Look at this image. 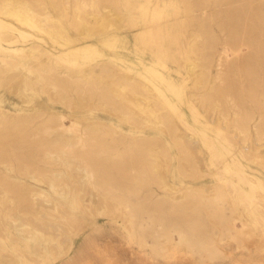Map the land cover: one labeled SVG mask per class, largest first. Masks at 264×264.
<instances>
[{"label": "rangeland", "instance_id": "obj_1", "mask_svg": "<svg viewBox=\"0 0 264 264\" xmlns=\"http://www.w3.org/2000/svg\"><path fill=\"white\" fill-rule=\"evenodd\" d=\"M198 1L138 0L128 4L126 0H117L102 12L91 11L85 15V27L82 29L69 27L70 35L83 38L85 46L53 61L57 71L62 75L88 72L100 75L109 71L122 80L136 78L139 84L146 86L145 94H132L128 90H123L122 94L129 111L135 116L138 114L136 117L139 124L93 102L84 101V104L73 103L65 107L58 102L56 95L51 93L50 96L49 92L46 93L48 90L37 85L35 78H24L20 72L19 81L16 78L6 80L0 74V127L14 118L18 119L37 110L44 114L42 118L36 119V123L61 111L68 120L78 124L79 133L85 131L86 125L99 123L102 126L101 132L95 135L103 138L106 143L114 144L119 152L124 151L135 138L146 135L148 146H154L157 151H166L169 158H149L144 167L154 169V172H150L151 179L143 184V190L137 193V198L147 199V205L152 206L155 197L159 196L158 200L166 203L163 216L176 219L179 212L169 209L170 204L179 202L186 187H202L206 195L223 193L224 201L220 200V203L224 214L244 226L247 239H239L234 229L230 237H220L218 221L222 214L206 210L196 216V224L207 237L214 234L217 248L221 249L220 256L210 257L204 246L192 249L181 244L177 233H173L172 240L161 238L156 248L152 247L153 240L148 237V243L144 246L129 236L124 212L116 210L112 202L100 199L80 175L70 178L62 174L64 179L61 177L60 181L64 191L75 190L81 203L84 201L82 205H85L82 209L74 210L66 201L64 205L54 207L51 197L38 195L35 197V203L38 204H35L37 217L18 212L11 204L0 207V238L9 246L8 251L0 250L3 255L1 260L12 264H57L60 261L65 264L68 258L66 255H71L74 244H81L86 248L88 257L97 264L105 260H111L112 264H264V145L256 142L253 133L255 118L259 117L257 112L259 109L264 111V0H207V15L199 12L192 19L189 16L190 9ZM69 17L73 18L72 9ZM0 21V44L10 47L11 52L21 54L24 51L26 54L34 42L55 54L59 51L55 48L58 46L56 39L40 32L32 22L18 21L11 16L2 17L1 14ZM10 23L25 33L12 31ZM144 28L151 31L143 33ZM3 32H10L6 41ZM116 34H121V38ZM200 34L202 37H197ZM192 48H203L204 52L212 55L206 85L198 81L199 74H196L201 68L194 67L198 60L194 62L197 56L191 53ZM27 59L29 63L32 59L30 65L37 63L33 54H27ZM37 59L47 62L48 55ZM222 60L225 62L223 70L232 78L228 86L237 92L244 109L254 116L251 120L249 148L248 145L246 148L238 132L235 134L236 130L231 127L232 112L228 120L218 122L215 112L201 100V96L215 84L214 79L218 68L221 69L218 66ZM131 82L127 80L121 85L125 87ZM24 83L28 87L24 88ZM115 88L118 90L116 98L121 99L119 92L122 89ZM249 88L254 89L252 97L248 93ZM147 103L150 105L148 108L160 107L162 112L167 111L173 118L174 135L180 136L192 162L182 159L171 135L159 129L154 119L151 121L149 111L141 112L137 108H145ZM5 112L8 117L3 116ZM21 151L32 152L29 149ZM57 163L61 164L54 162L52 168L61 169L62 164V167H58ZM105 167L110 168L109 165ZM129 167L133 166L127 165L126 168ZM140 168L143 167L136 166V169ZM193 168L199 174L188 176ZM1 172L12 177L20 176L3 167ZM157 174L161 176L159 181ZM33 183L49 191L46 179ZM159 184L165 185L166 189H161ZM50 193L52 197L56 196L53 190ZM165 195L168 197L165 198ZM9 216L12 219L9 220ZM185 217L188 218L187 214L183 215ZM8 227L13 232L19 228L37 230L48 239L45 253L37 256L19 249L14 252L11 248L13 241L8 237Z\"/></svg>", "mask_w": 264, "mask_h": 264}, {"label": "bare ground", "instance_id": "obj_2", "mask_svg": "<svg viewBox=\"0 0 264 264\" xmlns=\"http://www.w3.org/2000/svg\"><path fill=\"white\" fill-rule=\"evenodd\" d=\"M126 1L128 4H131L138 0ZM115 2L117 0H0V14L2 17L11 16L18 21L32 22L40 32L46 33L51 38L56 39L58 46L55 48L59 49L57 54H55L42 48L37 42H34L26 54L23 53L24 51L18 54L11 52L12 50H9L10 47L0 44V74L6 80L12 81L16 78L19 81L18 73L22 72L24 78H30V80L31 77L32 79L35 78V83L42 89L48 90L46 93L49 92L50 96L51 93L56 95L58 102L64 104L65 107H69L73 103L84 104V101L93 102L105 109L120 114L122 118L131 120L134 124H139L140 122L137 121L136 117L138 114L135 116L129 111L130 108L124 102L126 99L122 94L125 90H128L132 94H145L146 86L143 87L139 84L136 78L127 79L132 82L128 86L123 87L121 83L127 80H122L109 71L105 70L106 72L100 75H96L94 72L62 75L57 71V67L53 63L57 58L85 46L83 38H73L70 35L69 27L76 30L82 29L85 27V15L90 14L91 11L102 12ZM207 7V0H200L190 9L191 15L189 16L192 19L196 18L199 12L206 16ZM70 9H72L73 18L69 17ZM129 12L132 14V11ZM10 24L12 31L25 33L13 23ZM150 31V29L146 31L144 28L142 32L149 33ZM9 35L10 32H3V39L6 41ZM115 36H120L121 38V34H116ZM197 37L201 38L202 35H197ZM16 50L19 52L18 49ZM192 50L193 52L191 53L197 56L196 59H193L194 62L198 60L197 63L195 62L196 65L194 67L201 68L199 73L197 72L196 74H199L198 81L206 85L210 76L212 55L204 52L203 48L197 50L192 48ZM27 54H33L35 57L34 61L37 63L30 65L32 59H30L31 62L29 63ZM43 55H48L47 62L37 59V57ZM28 57L30 58V56ZM223 60L218 66L221 69L218 68L214 79L215 84L209 87L206 93L201 96V100L215 112V116H218L219 119L218 122L228 120L230 112H232L231 127L236 130V132L234 131L235 134L238 132L237 135L240 136L246 148L247 145L249 148L252 134L251 120L254 119V116L250 111L244 109L237 92H233L228 86L232 78L229 73L223 70L225 64ZM17 85L20 86L21 83H17ZM25 87H28V85L25 84ZM115 87L122 89L119 92L121 99L116 98L118 90L116 91ZM28 90L30 91L29 88ZM248 93L252 97L254 89L249 88ZM143 101L146 100L143 99ZM148 106L150 105L147 103L145 108L142 106L137 108L141 112L149 111L152 117L151 121L154 119L153 121L159 126V129L166 130L171 135V139L182 154H180L182 159L192 162L190 154L185 149L186 145L179 138L180 136L174 135L173 118L167 111L162 112V108L160 107L151 105L153 108L150 109ZM43 114L44 112L37 110L18 119L14 118L5 123V126L0 127V192L2 194L0 196V207L5 204H11L18 212L37 217V208L35 206L37 202L35 203V197L44 195L52 198L54 207L64 205L67 201L70 208L74 210L82 209V206L85 205V203L82 205L84 201L81 203V199H79L75 190L73 191L70 188L71 191H64V187L62 188L63 185L60 181L62 174L70 178H77L76 175H80V178L88 185V188L94 190L100 199H105L107 203L112 202L116 210L124 212L127 217L126 222L128 223L129 236L132 239H137L144 246L148 243V237L152 238V247L156 248L161 238L172 240L173 233H177L181 244L184 243L192 249L204 246L210 257L220 256L221 249L217 248L216 240L213 238L214 234H209L207 237L201 233L203 231L202 228L199 229L196 224V216L206 210H213L222 214L218 221L220 237H230L231 230L234 229L238 232L239 239H247L248 236L244 226L238 220H234L224 214L222 203H220V200L224 201L223 193L219 194L217 192L218 194L206 195L203 189H201L202 187H186L182 196H180L179 202L177 204H175L176 202L170 204L169 209L179 212V217L176 219H169L167 216H163L166 203L158 200L159 196L155 197L152 206L147 205V199L137 198V193L143 190V184L146 183L147 179H151L150 172H154V169H146L144 167L149 162V158L158 159L162 157L166 160L169 158L166 151H157L158 149L155 150L154 146H148L149 140L145 139L146 135L135 138L124 151L119 152L114 147V144L106 143L103 138L95 135L101 132L102 126L99 123L88 124L85 126V131L79 133L77 131L78 124L68 120L66 114L61 111L52 113V115L36 123V119L42 118ZM257 114L259 117L255 118L253 133L256 142L264 145V111L259 109ZM147 115L148 113H146ZM3 116L8 117L6 112ZM139 116L141 117V115ZM151 117L149 116V118ZM147 118L145 117L146 120L150 121ZM90 120L96 119L91 118ZM4 129L9 131L3 132L2 130ZM12 134H16V136L12 137ZM183 139L185 138L183 137ZM189 145L191 144L189 143ZM25 149H29L32 152L28 151V153H25L21 151ZM195 152L193 151V153ZM54 162H61L63 167L57 163L58 167L61 166L62 168H52ZM105 165H109L110 168H106ZM127 165L133 167L126 168ZM139 165L143 168L136 169V166ZM1 167L8 171L17 172L20 176L12 177L5 172H1ZM185 173L187 174L186 171ZM198 174V171L194 168L191 169V172H188V176L191 177H195ZM157 175V181H159L161 176L160 174ZM44 179L49 183V191L33 183V181L40 182ZM159 185L161 189L166 187L165 185ZM50 190H53V193L58 198L56 196L52 197ZM164 197L168 196L165 195ZM83 208L85 209V207ZM186 214L188 218H183V215ZM9 218L12 219V216H9ZM210 220L214 221V218L210 217ZM8 230L9 240L13 241L11 243L12 246H10L14 252L16 249H19L32 255L41 256L45 253L46 246L49 245L47 243L48 239L43 237L34 228H19L16 229V232H13L8 227ZM8 249L9 246L0 238V250L8 251ZM68 255L66 256L70 259V255ZM1 257H3L2 254H0V264H12L4 262L1 260Z\"/></svg>", "mask_w": 264, "mask_h": 264}, {"label": "crops", "instance_id": "obj_3", "mask_svg": "<svg viewBox=\"0 0 264 264\" xmlns=\"http://www.w3.org/2000/svg\"><path fill=\"white\" fill-rule=\"evenodd\" d=\"M62 261L57 264H62ZM65 264H97V262H93L90 257H88V253L86 248L81 244H74L73 251L71 252L70 259H65ZM102 264H112L111 260H105Z\"/></svg>", "mask_w": 264, "mask_h": 264}]
</instances>
